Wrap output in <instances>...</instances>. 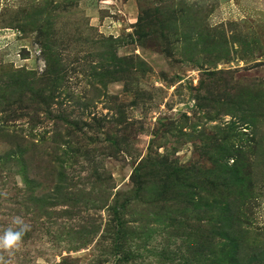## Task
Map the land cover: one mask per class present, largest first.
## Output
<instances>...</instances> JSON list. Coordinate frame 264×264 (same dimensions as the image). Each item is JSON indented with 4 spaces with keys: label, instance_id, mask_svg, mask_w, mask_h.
Masks as SVG:
<instances>
[{
    "label": "rangeland",
    "instance_id": "374dc122",
    "mask_svg": "<svg viewBox=\"0 0 264 264\" xmlns=\"http://www.w3.org/2000/svg\"><path fill=\"white\" fill-rule=\"evenodd\" d=\"M9 264H264V0H0Z\"/></svg>",
    "mask_w": 264,
    "mask_h": 264
},
{
    "label": "clouds",
    "instance_id": "9594fccd",
    "mask_svg": "<svg viewBox=\"0 0 264 264\" xmlns=\"http://www.w3.org/2000/svg\"><path fill=\"white\" fill-rule=\"evenodd\" d=\"M15 223L20 225L19 230H13V228L9 227L4 231L3 235H0V249L7 250L10 253L12 249L19 248L22 237L29 227L20 218H17ZM0 264H9V262L5 261L3 256H0Z\"/></svg>",
    "mask_w": 264,
    "mask_h": 264
}]
</instances>
